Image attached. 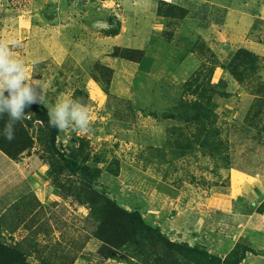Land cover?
<instances>
[{
    "label": "rangeland",
    "instance_id": "374dc122",
    "mask_svg": "<svg viewBox=\"0 0 264 264\" xmlns=\"http://www.w3.org/2000/svg\"><path fill=\"white\" fill-rule=\"evenodd\" d=\"M0 39L19 42L43 98L12 141L0 117V147L41 156L51 190L38 203L30 177L2 184L22 193L0 198L17 200L0 242L27 264H139L134 239H103L110 201L172 241L264 264V0H0ZM67 96L88 106L87 135L49 125Z\"/></svg>",
    "mask_w": 264,
    "mask_h": 264
},
{
    "label": "clouds",
    "instance_id": "9594fccd",
    "mask_svg": "<svg viewBox=\"0 0 264 264\" xmlns=\"http://www.w3.org/2000/svg\"><path fill=\"white\" fill-rule=\"evenodd\" d=\"M19 47L15 39H0V117L7 115L3 129L6 140L15 139V125L25 118L26 109L43 104L42 85L26 75L25 62L14 55ZM49 125L59 131L71 129L87 135L92 131L93 118L88 106L71 96L62 97L48 109Z\"/></svg>",
    "mask_w": 264,
    "mask_h": 264
},
{
    "label": "trees",
    "instance_id": "16d2710c",
    "mask_svg": "<svg viewBox=\"0 0 264 264\" xmlns=\"http://www.w3.org/2000/svg\"><path fill=\"white\" fill-rule=\"evenodd\" d=\"M244 50L237 53L238 65L246 64L250 60L246 53L247 59L243 56ZM233 68V67H232ZM234 73H236L234 71ZM112 95L110 94V97ZM124 109L132 111V105L129 100H123ZM7 152L3 146L0 147ZM7 154H9L7 152ZM110 210L114 213L111 218V234L104 240L112 245L118 243L115 237H126V239H134L136 244L146 249L147 255L138 258L139 264H240L246 257V253L252 248H243L242 253L235 259L229 257L223 258L220 255L213 254L207 249L192 246L188 242H175L167 238L161 232H156L152 227L147 225L138 214L126 212L115 207L114 203L108 202ZM104 221L98 225L99 228H105ZM101 236L100 234H97ZM21 245L8 246L0 242V264H27Z\"/></svg>",
    "mask_w": 264,
    "mask_h": 264
},
{
    "label": "crops",
    "instance_id": "0c3cea01",
    "mask_svg": "<svg viewBox=\"0 0 264 264\" xmlns=\"http://www.w3.org/2000/svg\"><path fill=\"white\" fill-rule=\"evenodd\" d=\"M46 163L41 158V156L33 154L29 155L23 159H15L7 154L4 150L0 148V198L11 195L16 196L20 195L21 192L16 190H4L3 186L16 183L21 180L24 175L30 177L32 182L36 183V187L28 192H32L35 198V201L38 203H43L50 196V188L47 183L38 184V178L43 177L46 171ZM28 175V176H27ZM3 184V186H2ZM9 202L5 206H0V217L1 222H4L3 214L8 210L11 203H15L17 200L9 199ZM23 224L17 226L18 229L22 228ZM6 229L7 226H4Z\"/></svg>",
    "mask_w": 264,
    "mask_h": 264
}]
</instances>
